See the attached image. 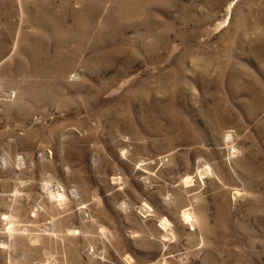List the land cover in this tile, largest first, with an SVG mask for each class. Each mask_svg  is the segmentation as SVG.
I'll return each instance as SVG.
<instances>
[{
	"label": "rangeland",
	"instance_id": "374dc122",
	"mask_svg": "<svg viewBox=\"0 0 264 264\" xmlns=\"http://www.w3.org/2000/svg\"><path fill=\"white\" fill-rule=\"evenodd\" d=\"M0 264H264V0H0Z\"/></svg>",
	"mask_w": 264,
	"mask_h": 264
},
{
	"label": "bare ground",
	"instance_id": "6f19581e",
	"mask_svg": "<svg viewBox=\"0 0 264 264\" xmlns=\"http://www.w3.org/2000/svg\"><path fill=\"white\" fill-rule=\"evenodd\" d=\"M189 178V177H188Z\"/></svg>",
	"mask_w": 264,
	"mask_h": 264
}]
</instances>
